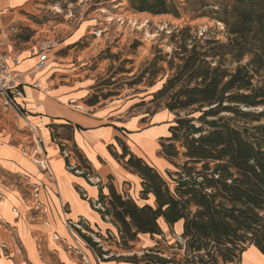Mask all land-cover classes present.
I'll return each instance as SVG.
<instances>
[{"label": "trees", "instance_id": "16d2710c", "mask_svg": "<svg viewBox=\"0 0 264 264\" xmlns=\"http://www.w3.org/2000/svg\"><path fill=\"white\" fill-rule=\"evenodd\" d=\"M127 4L135 12L208 17L223 25L225 40L210 28L199 34L189 25L171 33L179 62L171 65L175 71L157 94L171 91L164 108L175 117L160 152L172 169L164 178L130 155L127 164L141 179L140 197L152 195L154 203L139 206L108 186L103 213L116 222V242L129 247L140 234L161 235L162 218L169 226L182 221L185 250L193 255L185 264L237 263L246 234L264 256V80L256 81L264 70V0ZM180 110L189 112L179 116ZM225 114L246 124L233 126ZM104 198L100 192L99 202ZM81 235L99 257L105 254L92 237ZM154 262L167 263L160 258Z\"/></svg>", "mask_w": 264, "mask_h": 264}, {"label": "crops", "instance_id": "0c3cea01", "mask_svg": "<svg viewBox=\"0 0 264 264\" xmlns=\"http://www.w3.org/2000/svg\"><path fill=\"white\" fill-rule=\"evenodd\" d=\"M43 2L0 0V36L6 52L20 59L16 71L25 82L16 96L25 117L0 103V264H126L100 260L81 234L97 242L118 240L116 222L103 213L109 185L139 206L153 205L152 195L140 197L141 179L127 160L140 158L159 173L154 156L148 159L133 139L150 143L169 164L160 142L174 118L163 120L159 112L123 117L120 101L85 105L80 99L86 87L74 80L54 82L65 77L58 71L35 70L42 40L62 31L60 24L52 29L37 19ZM87 29L80 23L64 32L53 47L58 60L71 58L75 49L86 53L87 46L78 48V43ZM36 80L40 85L34 88ZM161 223L169 226L160 218L161 230ZM174 226L182 232L181 220Z\"/></svg>", "mask_w": 264, "mask_h": 264}, {"label": "rangeland", "instance_id": "374dc122", "mask_svg": "<svg viewBox=\"0 0 264 264\" xmlns=\"http://www.w3.org/2000/svg\"><path fill=\"white\" fill-rule=\"evenodd\" d=\"M39 18L52 29L58 24L62 28L57 37L43 39V45L39 47V50L46 49L48 54L46 70L58 71L65 76L54 82L70 83L74 80L75 85L86 87L82 92L86 95L80 99L85 105L120 101L124 107L123 117L128 113L149 115L154 112L161 113L166 121L175 117L173 112L169 113L164 108L171 91L157 94L175 71L171 65L179 62L174 54L175 44L170 40L173 31L189 25L193 27L192 32L197 30L200 34L210 28L211 32H216L217 38L225 40L223 25L208 17L192 19L188 12L180 18L171 14L135 12L129 8L127 0H44ZM80 23L88 24L82 43H78V48L87 46L88 49H84L86 53L82 55L75 49L71 58L58 60L54 43L66 34L64 32L75 29ZM67 72L70 74L66 76ZM261 80H264V70L256 77V81ZM188 112L180 110L177 114L186 116ZM224 117H230L233 126L246 124L233 115L225 114ZM133 142L148 159L154 156L152 164L166 178L164 170L172 169L170 164L156 154L150 143L141 138H134ZM161 227V235H139L127 243L129 247L110 238L101 240L98 242L102 245L101 251L108 245L112 248L111 254H103L99 259L105 261L109 257L107 260L112 261L128 259L130 264H158L151 261L160 258L166 260V264H185L193 255L185 250V239L181 237L179 227L163 223ZM246 235L245 242L241 244L246 250L234 264H264V256L255 251L249 235ZM81 239L89 245L83 237ZM193 260L196 262L197 258Z\"/></svg>", "mask_w": 264, "mask_h": 264}, {"label": "built area", "instance_id": "2783aa9c", "mask_svg": "<svg viewBox=\"0 0 264 264\" xmlns=\"http://www.w3.org/2000/svg\"><path fill=\"white\" fill-rule=\"evenodd\" d=\"M20 59L16 55L6 52L3 39L0 36V103L15 110L20 116L25 117L21 105L17 102L16 96L20 94L19 88L24 85L23 77L16 71ZM48 65V54L46 49L38 50L35 70H42ZM38 80L32 83V87H39Z\"/></svg>", "mask_w": 264, "mask_h": 264}, {"label": "bare ground", "instance_id": "6f19581e", "mask_svg": "<svg viewBox=\"0 0 264 264\" xmlns=\"http://www.w3.org/2000/svg\"><path fill=\"white\" fill-rule=\"evenodd\" d=\"M45 68H47V66H46ZM45 68H44V69H45ZM44 69H42V70H44ZM42 70H38V71H42Z\"/></svg>", "mask_w": 264, "mask_h": 264}]
</instances>
